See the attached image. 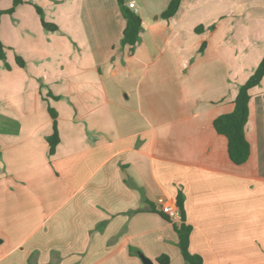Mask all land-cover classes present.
<instances>
[{
  "label": "crops",
  "instance_id": "crops-1",
  "mask_svg": "<svg viewBox=\"0 0 264 264\" xmlns=\"http://www.w3.org/2000/svg\"><path fill=\"white\" fill-rule=\"evenodd\" d=\"M20 1L0 16L5 59L18 46L23 62L0 70V264H185L155 206L180 195L202 264H264V77L250 90L245 163L213 128L261 61L264 33L236 50L232 3L182 0L162 19L170 0H122L141 19L130 48L117 0ZM41 19L56 30L43 35Z\"/></svg>",
  "mask_w": 264,
  "mask_h": 264
},
{
  "label": "trees",
  "instance_id": "trees-1",
  "mask_svg": "<svg viewBox=\"0 0 264 264\" xmlns=\"http://www.w3.org/2000/svg\"><path fill=\"white\" fill-rule=\"evenodd\" d=\"M182 0H170L166 9L160 14L162 19H169L173 17ZM121 14L125 20V27L122 33L121 45L133 47L139 39V33L141 31V19L138 15L131 12L129 8L124 7L122 0H117ZM21 3L20 0H13V7L0 11V16L4 13L12 14L14 7ZM36 11L41 16V10L37 7ZM42 26L46 30H56V26L48 24L41 19ZM0 60H5V47L0 41ZM18 63L23 64L20 58L15 59ZM264 77V55L255 68L252 75L245 80V82L239 87L238 93L234 99V109L231 113L218 116L213 121V128L219 135L225 137L227 141V153L230 161L235 165H241L245 163L250 154V146L245 138L244 130L248 120V102L250 99V90L258 86ZM48 112L53 118V132L46 139L49 145V153L52 154L58 143V133L55 122V113L51 108H48ZM183 198L177 197L175 205L179 209L181 223L174 225L177 237L178 248L182 255L185 264H202V258L198 255L192 254L189 251V237L191 233V227L185 224V219L182 210ZM165 216V215H164ZM167 218V217H166ZM2 240L0 239V244ZM158 264H168V258L162 256L157 259Z\"/></svg>",
  "mask_w": 264,
  "mask_h": 264
},
{
  "label": "rangeland",
  "instance_id": "rangeland-1",
  "mask_svg": "<svg viewBox=\"0 0 264 264\" xmlns=\"http://www.w3.org/2000/svg\"><path fill=\"white\" fill-rule=\"evenodd\" d=\"M12 1V0H11ZM214 1V2H212ZM200 0L199 3H232L233 9L231 11V14L227 18H225V23H230V27H232V31L235 35V39L233 41L234 47L236 50L240 48H250L252 51L255 50V48L260 45V42L262 40H256L252 41L250 36L254 33H259L260 36H263L264 33V0ZM4 0L0 1V6L2 7L4 4ZM20 4V3H18ZM17 4V5H18ZM42 4V3H39ZM13 5V3H12ZM16 5V6H17ZM223 5V4H220ZM30 6V5H28ZM40 5L39 7H41ZM205 9V10H204ZM203 11L205 14L206 10H210L209 8H204ZM27 14H26V22L27 26L31 32L30 37H35L36 33L34 31V28L37 24L36 20L31 18L32 16L37 18L38 12L36 11V8L31 5L29 8H27ZM45 11V10H44ZM5 15H9L7 13H4ZM3 15V14H2ZM212 28V25L210 26ZM43 35L48 31L44 27L42 29ZM36 38V37H35ZM45 38V37H44ZM46 39V38H45ZM256 42V43H253ZM17 44V43H16ZM19 44V43H18ZM256 44V45H255ZM18 49V46H16ZM17 49H9L6 50L7 60H0V70L3 71L6 68V64L11 62L14 66L17 65L18 67H21L20 63H18L15 60V57H18L17 55H14L16 52H18ZM6 74V73H5ZM16 74V73H15ZM10 75V78H14V74H8ZM1 76V75H0ZM4 78L0 77V80Z\"/></svg>",
  "mask_w": 264,
  "mask_h": 264
},
{
  "label": "built area",
  "instance_id": "built-area-1",
  "mask_svg": "<svg viewBox=\"0 0 264 264\" xmlns=\"http://www.w3.org/2000/svg\"><path fill=\"white\" fill-rule=\"evenodd\" d=\"M129 9H134V3L128 4ZM156 208L167 217V219L173 225H179L181 223V217L179 213V209L175 204H171L167 202L164 198H158L155 201Z\"/></svg>",
  "mask_w": 264,
  "mask_h": 264
},
{
  "label": "water",
  "instance_id": "water-1",
  "mask_svg": "<svg viewBox=\"0 0 264 264\" xmlns=\"http://www.w3.org/2000/svg\"><path fill=\"white\" fill-rule=\"evenodd\" d=\"M140 258L143 264H153V262L150 259L144 257L143 255H141Z\"/></svg>",
  "mask_w": 264,
  "mask_h": 264
}]
</instances>
